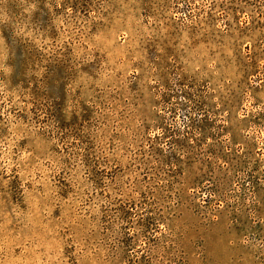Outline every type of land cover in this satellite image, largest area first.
I'll list each match as a JSON object with an SVG mask.
<instances>
[{
	"label": "rangeland",
	"instance_id": "374dc122",
	"mask_svg": "<svg viewBox=\"0 0 264 264\" xmlns=\"http://www.w3.org/2000/svg\"><path fill=\"white\" fill-rule=\"evenodd\" d=\"M0 264H264V0H0Z\"/></svg>",
	"mask_w": 264,
	"mask_h": 264
}]
</instances>
